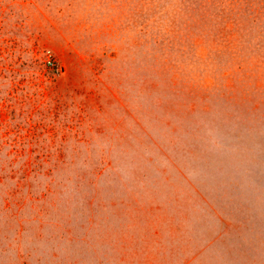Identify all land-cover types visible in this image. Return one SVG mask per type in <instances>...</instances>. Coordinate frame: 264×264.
Masks as SVG:
<instances>
[{"label":"rangeland","instance_id":"rangeland-1","mask_svg":"<svg viewBox=\"0 0 264 264\" xmlns=\"http://www.w3.org/2000/svg\"><path fill=\"white\" fill-rule=\"evenodd\" d=\"M249 220L264 0H0V264H264Z\"/></svg>","mask_w":264,"mask_h":264},{"label":"crops","instance_id":"crops-1","mask_svg":"<svg viewBox=\"0 0 264 264\" xmlns=\"http://www.w3.org/2000/svg\"><path fill=\"white\" fill-rule=\"evenodd\" d=\"M248 196V195H247ZM229 198L231 197V196H228ZM251 197L249 196V198L248 199H245V201H243V205L241 206L243 209H245V207H248V208H253V203H254V205H255V207H258V206H256L257 205V202L256 201H251V199H250ZM233 200L234 199H232L231 201H229V202H227L226 204H230L231 205V203L233 202ZM241 202V201H240ZM219 207V209H220V211L219 210H214V209H211V211L209 212V213H213V214H215V215H217L219 212H220V214H223L224 212H223V206H218ZM234 207V206H233ZM261 208V207H260ZM263 208V207H262ZM246 210V213H249V214H252L251 213V209H245ZM260 213H262V212H259L258 213V215L260 214ZM233 214H235V208L232 210V213H231V215H233ZM231 215H229V216H231ZM229 216L226 218V219H228L229 218ZM213 218V219H215V221H216V223L217 222H222L225 218L224 217H220V216H217V217H213V216H211V215H209L208 216V219H210V218ZM240 218V217H239ZM249 222H251V220H249V221H239V223L238 224H240V223H242V224H244L246 227H250V230H247V229H244V231H239L240 232V236H239V238L241 239V240H243V241H258V239H264V221L262 220L261 221V223H259L260 221H258V223L259 224H261L262 225V230H261V232L259 233V234H255L254 232H251V230H252V225H254V224H250ZM250 224V225H249ZM205 228H206V226H205ZM204 228V229H205ZM204 231V230H203ZM181 241H184V239H182Z\"/></svg>","mask_w":264,"mask_h":264}]
</instances>
